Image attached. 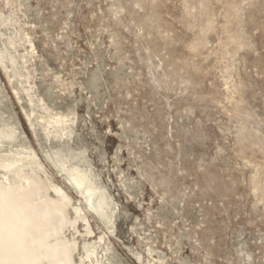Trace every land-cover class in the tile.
<instances>
[{"label": "rangeland", "instance_id": "374dc122", "mask_svg": "<svg viewBox=\"0 0 264 264\" xmlns=\"http://www.w3.org/2000/svg\"><path fill=\"white\" fill-rule=\"evenodd\" d=\"M64 245L264 264V0H0V264Z\"/></svg>", "mask_w": 264, "mask_h": 264}, {"label": "bare ground", "instance_id": "6f19581e", "mask_svg": "<svg viewBox=\"0 0 264 264\" xmlns=\"http://www.w3.org/2000/svg\"><path fill=\"white\" fill-rule=\"evenodd\" d=\"M4 172H7V173H9V172H16V171H14V170H11L10 169V167H6L5 168V171ZM18 175H19V177L21 178H23V179H25L26 181H27V184H28V189H30V188H33V187H35V186H37V189L36 190H38L39 188H41V189H45L46 191L45 192H47V190H48V186L50 185V186H52V187H54L55 188V190H56V192L59 194V195H61L60 197H63L64 199H69V196H68V194H67V192L64 190V188H62L61 186H59V185H57V184H54V183H52V182H50L49 181V179L47 180V182L46 181H44L43 179H35V178H33L32 176H29V175H24V177L23 176H21V174L20 173H18V172H16ZM15 175V174H14ZM9 178H11V177H9ZM11 182V181H10ZM35 189H33L34 191H36ZM38 195L40 196V198L41 197H43L44 196V194H43V191H40L39 193H38ZM45 197V196H44ZM60 200V199H59ZM54 204H53V206H56V205H59V207H60V203L59 202H57V201H54L53 202ZM50 205H51V203H50ZM80 207V206H79ZM78 206H77V213H78V215H80V213H81V209L79 208ZM50 207H48V208H46V209H44L43 210V212H44V215H43V217H44V219H45V222H49V221H54V219L51 217V215L49 214L50 213ZM57 212H58V218H60V222H61V224H62V226L65 224V223H68L69 221L66 219V217H65V215H64V212L62 211V208H58V210H57ZM81 216V215H80ZM74 220L71 222L72 224H75L76 223V221L78 220V218L77 217H74L73 218ZM84 219H85V217H84ZM69 224V223H68ZM61 226V227H62ZM57 233H59V231H57ZM9 243V242H8ZM9 245H10V243H9ZM86 245V244H85ZM94 245V244H93ZM87 246V245H86ZM95 248L93 247V250H94ZM87 250V249H86ZM69 254H70V252H69V249L67 248V246L66 245H64V249H61V248H59L58 246L57 247H55V248H53V247H51L50 249H49V252H48V257H49V259L52 261V263L53 264H55V263H59V264H65V261L66 260H68L69 259ZM2 256V252H1V250H0V257Z\"/></svg>", "mask_w": 264, "mask_h": 264}]
</instances>
